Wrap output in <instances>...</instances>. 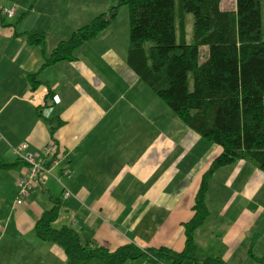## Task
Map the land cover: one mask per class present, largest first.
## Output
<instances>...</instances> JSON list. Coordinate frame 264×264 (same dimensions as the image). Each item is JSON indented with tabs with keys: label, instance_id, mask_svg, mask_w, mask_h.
Listing matches in <instances>:
<instances>
[{
	"label": "crops",
	"instance_id": "obj_1",
	"mask_svg": "<svg viewBox=\"0 0 264 264\" xmlns=\"http://www.w3.org/2000/svg\"><path fill=\"white\" fill-rule=\"evenodd\" d=\"M108 5L111 0H0V161L12 165L0 170V264H67L61 248L34 232L57 200L54 226L74 229L83 245L109 252L183 248L182 224L220 148L180 121H162L155 95L111 48L109 26L79 47L75 60L41 68L60 41ZM3 8H14L15 16L6 19ZM29 34L43 35V44H29ZM52 142L67 158L69 175L55 168L59 182L47 178L16 205L25 168L14 149L26 144L41 155ZM63 187L71 193L66 200ZM206 204L209 216L194 232L200 258L254 264L249 250L264 255L263 173L245 161L218 170Z\"/></svg>",
	"mask_w": 264,
	"mask_h": 264
},
{
	"label": "trees",
	"instance_id": "obj_2",
	"mask_svg": "<svg viewBox=\"0 0 264 264\" xmlns=\"http://www.w3.org/2000/svg\"><path fill=\"white\" fill-rule=\"evenodd\" d=\"M222 1L177 0V10L175 0H111L108 10L60 41L44 60L41 68L75 60V51L100 35L126 6L127 66L183 126L220 148L201 175L192 216L182 224L181 251L124 246L109 252L83 245L74 229L54 226L57 200L38 219L34 232L39 240L61 248L67 264H126L139 258L160 264H228L220 257L200 258L194 232L209 216L207 189L218 170L245 161L264 174V28L261 0H234L231 10L223 9ZM177 13L182 34L184 15H192L190 42L184 37L177 41ZM27 41L42 45L44 36L29 34ZM35 76L29 75L33 84ZM11 167L0 161V170ZM248 253L254 264H264V255Z\"/></svg>",
	"mask_w": 264,
	"mask_h": 264
},
{
	"label": "built area",
	"instance_id": "obj_3",
	"mask_svg": "<svg viewBox=\"0 0 264 264\" xmlns=\"http://www.w3.org/2000/svg\"><path fill=\"white\" fill-rule=\"evenodd\" d=\"M1 13L10 20L15 15L14 8H3ZM15 155L20 162L23 163L25 171L21 179L17 181V198L16 205H21L36 189L42 187L46 179L52 177L59 182V175L54 173V169H60V175H69L67 168V158L55 149L54 143H49L42 149V154L31 152L28 145L22 144L14 149ZM71 196V193L63 187L61 199L66 200Z\"/></svg>",
	"mask_w": 264,
	"mask_h": 264
},
{
	"label": "rangeland",
	"instance_id": "obj_4",
	"mask_svg": "<svg viewBox=\"0 0 264 264\" xmlns=\"http://www.w3.org/2000/svg\"><path fill=\"white\" fill-rule=\"evenodd\" d=\"M100 1L102 4L104 3V0H100ZM175 3H176V9H177V0H175ZM221 6L223 9L231 10L234 8V0H223L221 3ZM108 7H109V5H108ZM108 7L106 10H108ZM183 22H184V32L182 34L181 27H180V20L178 18V13H177L176 24H175L177 41H179L180 37H184L187 42H190V40L192 38V27H193L192 15L191 14H185L184 18H183ZM261 25L264 28V0H261ZM107 31H108V33H111V39L110 40H112L111 44L113 45V46H111V48H113L114 50H117L118 53L120 52V54L126 56L127 46H128V36H129V16H128V10H127L126 6H122L118 9L117 15L114 17L112 22L109 24V28ZM153 97L155 99L154 100V106L156 109L155 110L156 114L157 113L160 114V112L164 113V114H161L164 116V118H163V116L161 117L162 121H163V119L165 121H169V120L179 121L173 115V113L169 112L167 106L164 105V103L159 98H157L156 96H153ZM246 264H249V263H246ZM250 264H252V263H250Z\"/></svg>",
	"mask_w": 264,
	"mask_h": 264
}]
</instances>
